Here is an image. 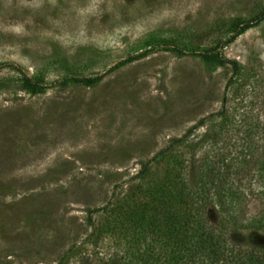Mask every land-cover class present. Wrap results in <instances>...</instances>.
Returning <instances> with one entry per match:
<instances>
[{
	"label": "rangeland",
	"instance_id": "1",
	"mask_svg": "<svg viewBox=\"0 0 264 264\" xmlns=\"http://www.w3.org/2000/svg\"><path fill=\"white\" fill-rule=\"evenodd\" d=\"M262 10L264 0H0V264L70 261L73 247L72 264H95L90 224L137 186L170 181L171 149L229 160L248 141L258 155L264 21L224 41ZM261 207L248 195L246 218ZM233 239L264 248L263 232Z\"/></svg>",
	"mask_w": 264,
	"mask_h": 264
},
{
	"label": "trees",
	"instance_id": "2",
	"mask_svg": "<svg viewBox=\"0 0 264 264\" xmlns=\"http://www.w3.org/2000/svg\"><path fill=\"white\" fill-rule=\"evenodd\" d=\"M262 21L264 10L237 24L224 44ZM82 81L91 82L89 78ZM25 82L35 89L36 84ZM247 143L229 160L224 153L214 156L211 151L198 161L183 160V153L169 150L174 168L170 181L143 189L137 186L123 206L115 204L97 227L90 224L89 243L99 245L93 262L264 264L263 247L233 239L245 231L264 233V148L253 156ZM252 173L257 174L256 180H246ZM248 195L262 203L257 215L250 218L244 214ZM77 250L71 248L70 261L61 256L56 264H72Z\"/></svg>",
	"mask_w": 264,
	"mask_h": 264
}]
</instances>
